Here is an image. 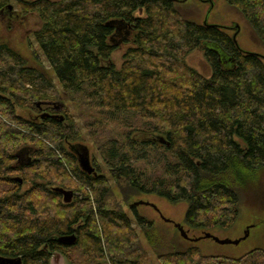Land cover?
Segmentation results:
<instances>
[{
  "label": "trees",
  "instance_id": "obj_1",
  "mask_svg": "<svg viewBox=\"0 0 264 264\" xmlns=\"http://www.w3.org/2000/svg\"><path fill=\"white\" fill-rule=\"evenodd\" d=\"M16 2L21 22L38 19L33 35L48 65L37 53L29 64L0 40V256L21 264H50L55 253L69 264H264V246L206 253L202 237H184L134 204L149 193L186 202V224L203 235L235 225L264 172V56L175 0ZM225 2L264 44V0ZM9 4L0 0V19ZM205 39L225 48L231 68L211 48L209 76L188 63ZM86 136L106 172L96 161L97 174L81 168L76 149ZM53 185L76 194L64 202ZM71 234L73 242L58 240Z\"/></svg>",
  "mask_w": 264,
  "mask_h": 264
},
{
  "label": "rangeland",
  "instance_id": "obj_2",
  "mask_svg": "<svg viewBox=\"0 0 264 264\" xmlns=\"http://www.w3.org/2000/svg\"><path fill=\"white\" fill-rule=\"evenodd\" d=\"M16 1L17 0H11L14 5L17 4ZM177 4L187 15L192 16L200 22L217 24L224 27L230 34L233 36L235 35L237 43L242 49L264 55V44L258 39L249 22L236 8L227 4L225 0H177ZM1 18L4 21L2 22V19H0V40L7 41L16 48L25 59L28 60L27 62L29 64H35L37 53L47 66L48 63L33 35V31L38 24V19L34 16L31 17L27 15V17L22 19V22H11L8 21L7 14H4ZM9 22L12 23V28L10 30H8V26L10 25ZM206 48L217 50L224 67L231 68L233 66L228 52L219 42L205 39L198 48H195L187 56L188 63L200 70L204 75L209 76L211 74V67L204 55V50ZM123 51L124 48H120L115 52L116 61ZM65 103L69 104V100L65 99L62 102L56 103V106L58 108L60 107L58 110H61ZM70 106L72 107L71 104ZM71 110L76 112L74 108ZM24 115L29 116L27 112H25ZM79 123H81L80 120ZM83 143L81 145H83L84 149L89 151L92 165L96 167L94 164V161H96L98 165H101L102 170L106 172L101 156L92 140L86 136ZM262 176L261 187L258 189L259 191L254 190L252 195L250 192L251 196L247 201V207H244V209L242 208L235 225L227 229L215 228L208 231L221 239L234 240L241 238L245 234L247 227L256 223L254 227L250 228L249 236L246 239H242L238 244H220L212 238L202 237L204 234L202 230L189 228L185 222L186 202L173 204L167 198L153 193L136 196L134 202L139 200L148 202L139 204L138 210L141 213L147 214L156 222L166 224L172 228L177 227L179 224L184 227L189 237H202L197 242L206 253L238 256L254 247L264 246V172ZM125 209L134 225H137L132 211H129L127 207H125ZM166 220H171V222ZM144 242L145 246L150 249L145 240ZM50 264H69V262L63 254L55 253L51 257Z\"/></svg>",
  "mask_w": 264,
  "mask_h": 264
},
{
  "label": "water",
  "instance_id": "obj_3",
  "mask_svg": "<svg viewBox=\"0 0 264 264\" xmlns=\"http://www.w3.org/2000/svg\"><path fill=\"white\" fill-rule=\"evenodd\" d=\"M8 8L11 9L12 4H9ZM234 38H235V35H234ZM262 56H264V55H262ZM38 105H40V102H38ZM56 108L60 109V107L59 108L56 107ZM61 119H64L63 115H61ZM160 141L164 142V139H160ZM79 150L81 151L78 154L79 163H80L81 168L88 173L97 174L95 167L91 163L89 151L87 149H84L83 145H79ZM16 178L19 179L20 182L23 181V179L19 176H17ZM53 189L62 193L64 202H70L73 199L74 195L76 194V192L74 190L67 189V188H64L62 186H55V187H53ZM141 203H148V202H145L142 200L134 202L135 205H139ZM177 227L179 228L181 234L184 237H189L187 231L184 229V227L182 225L178 224ZM249 232H250V226L247 227L245 234L241 238L234 239V240L221 239L218 236H215L214 234H212L211 232H206L205 235H203V236L213 238L216 242H218L220 244H226V243L238 244L242 239H246L248 237ZM59 239H60V241H63L65 243H70V242H73L76 240V235L75 234L64 235V236L60 237ZM193 239L198 240L199 238H193ZM21 262H22L21 258H9V257L0 256V264H21Z\"/></svg>",
  "mask_w": 264,
  "mask_h": 264
},
{
  "label": "flooded vegetation",
  "instance_id": "obj_4",
  "mask_svg": "<svg viewBox=\"0 0 264 264\" xmlns=\"http://www.w3.org/2000/svg\"><path fill=\"white\" fill-rule=\"evenodd\" d=\"M175 2H176V4H177V0H175ZM178 5V4H177ZM179 6V5H178ZM13 4H12V8L11 9H7V10H5L4 11V13L3 14H7L8 15V19H11V22H14V21H20V17H21V14L20 13H18V12H14V10H13ZM16 10H17V8H16ZM34 15H31V17H33ZM35 17V16H34ZM9 21V20H8ZM12 23H10V25H11ZM235 39H236V37H235ZM237 41V40H236ZM54 110H56V111H59L58 109H54ZM81 151L79 150V149H77V153L79 154ZM22 162H24V161H22ZM55 185H53L52 186V188L54 187ZM67 189H70V188H67ZM56 191V190H55ZM59 192V191H58ZM59 193H61V192H59ZM61 195H62V193H61ZM62 197H63V195H62ZM60 237L58 236V240L60 241V239H59ZM60 242H62V241H60ZM62 243H64V242H62Z\"/></svg>",
  "mask_w": 264,
  "mask_h": 264
}]
</instances>
